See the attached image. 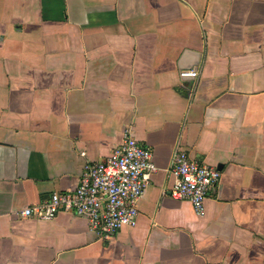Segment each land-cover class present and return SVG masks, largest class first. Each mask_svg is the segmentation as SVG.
Returning a JSON list of instances; mask_svg holds the SVG:
<instances>
[{
	"label": "crops",
	"instance_id": "0c3cea01",
	"mask_svg": "<svg viewBox=\"0 0 264 264\" xmlns=\"http://www.w3.org/2000/svg\"><path fill=\"white\" fill-rule=\"evenodd\" d=\"M126 135L158 168L135 228L21 216ZM180 151L221 172L203 217ZM0 264H264V0H0Z\"/></svg>",
	"mask_w": 264,
	"mask_h": 264
},
{
	"label": "built area",
	"instance_id": "2783aa9c",
	"mask_svg": "<svg viewBox=\"0 0 264 264\" xmlns=\"http://www.w3.org/2000/svg\"><path fill=\"white\" fill-rule=\"evenodd\" d=\"M197 71H181L182 79L198 77ZM85 156V154H82ZM158 171L149 148L126 135L123 145L101 163H87L79 187L53 194L43 204L25 209L21 216L43 221L68 212L85 218L89 229L102 239L114 237L123 228H135L139 201ZM171 174L176 179L171 197L189 202L199 217L205 216V200L221 180V172L200 165L184 151L173 159Z\"/></svg>",
	"mask_w": 264,
	"mask_h": 264
},
{
	"label": "water",
	"instance_id": "95a60500",
	"mask_svg": "<svg viewBox=\"0 0 264 264\" xmlns=\"http://www.w3.org/2000/svg\"><path fill=\"white\" fill-rule=\"evenodd\" d=\"M187 79H190V78H187Z\"/></svg>",
	"mask_w": 264,
	"mask_h": 264
}]
</instances>
